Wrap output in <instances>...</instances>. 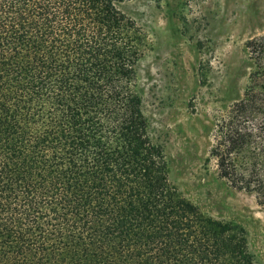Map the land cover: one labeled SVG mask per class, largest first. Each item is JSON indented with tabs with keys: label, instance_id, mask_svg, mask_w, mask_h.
Listing matches in <instances>:
<instances>
[{
	"label": "trees",
	"instance_id": "trees-1",
	"mask_svg": "<svg viewBox=\"0 0 264 264\" xmlns=\"http://www.w3.org/2000/svg\"><path fill=\"white\" fill-rule=\"evenodd\" d=\"M133 0H0V264H254L241 226L169 181ZM212 154L264 209V36Z\"/></svg>",
	"mask_w": 264,
	"mask_h": 264
},
{
	"label": "rangeland",
	"instance_id": "rangeland-1",
	"mask_svg": "<svg viewBox=\"0 0 264 264\" xmlns=\"http://www.w3.org/2000/svg\"><path fill=\"white\" fill-rule=\"evenodd\" d=\"M122 10L147 34L138 84L169 181L207 216L244 228L264 264V209L220 177L212 152L253 71L247 44L264 36V0H133Z\"/></svg>",
	"mask_w": 264,
	"mask_h": 264
}]
</instances>
